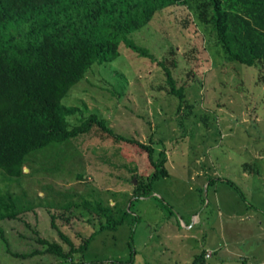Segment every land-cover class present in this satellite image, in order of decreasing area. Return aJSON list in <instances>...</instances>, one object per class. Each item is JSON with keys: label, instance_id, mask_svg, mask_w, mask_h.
<instances>
[{"label": "rangeland", "instance_id": "1", "mask_svg": "<svg viewBox=\"0 0 264 264\" xmlns=\"http://www.w3.org/2000/svg\"><path fill=\"white\" fill-rule=\"evenodd\" d=\"M187 18L183 6L159 13L131 35L157 61L123 44L120 57L97 65L63 102L81 108L68 118L71 125L96 114L117 134L153 146L156 159L165 152L168 176L152 181L156 169L146 152L137 144L103 138L96 128L33 152L23 177L0 170V192H9L22 211L20 219L0 222L8 244L0 237V264H61L65 260L48 253L26 259L13 254L43 250L40 237L69 251L70 245L52 227V215L79 248L100 228V218L106 219L95 211L97 205L124 222L116 230L98 232L86 250L74 254L76 264H193L194 256L183 263L173 247L164 245L171 229L191 224L193 216L202 225L195 226L191 234L197 236L189 244L200 249L204 241L224 243L206 264H264L259 223L264 226V219L241 222L237 217V233L222 236L227 213L219 214L214 199L217 190L223 209L242 212L247 203L256 213L264 210V161L253 160L264 156V88L255 83V69L221 61L214 39L186 26ZM159 61L172 70L177 86L185 88L184 101L170 93ZM242 111L248 123L240 122ZM244 171H252L249 179ZM137 177L148 185V196L134 197Z\"/></svg>", "mask_w": 264, "mask_h": 264}, {"label": "trees", "instance_id": "2", "mask_svg": "<svg viewBox=\"0 0 264 264\" xmlns=\"http://www.w3.org/2000/svg\"><path fill=\"white\" fill-rule=\"evenodd\" d=\"M180 6L188 11L186 26L202 29L214 39L221 61L255 69V83L264 88V0H0V170L21 178L33 152L96 128L104 133L103 138L137 144L146 152L156 169L152 181L167 177L165 152L156 159L153 146L117 134L109 121L96 114L71 125L68 118L81 108L63 102L97 65L120 57L123 44L139 56L157 61L131 35L147 27L159 13ZM158 63L170 93L184 101L185 88L177 86L166 62ZM171 63L176 65L175 60ZM137 180L134 197L148 196L146 182ZM97 206L95 211L106 217V223L100 218V228L79 248L62 233L52 215V227L70 250L40 237L43 250L13 255L26 259L48 253L65 260L61 264H76L74 254L86 250L98 232L116 230L124 222L115 219L111 209ZM21 213L14 197L0 192V222L20 219ZM0 237L7 244L1 225ZM193 264H206V253L197 255Z\"/></svg>", "mask_w": 264, "mask_h": 264}, {"label": "crops", "instance_id": "3", "mask_svg": "<svg viewBox=\"0 0 264 264\" xmlns=\"http://www.w3.org/2000/svg\"><path fill=\"white\" fill-rule=\"evenodd\" d=\"M243 112V115L241 114V117H243V119L240 121L242 123H248V119L246 118L247 117V113L245 111H242ZM230 119H232V115H230ZM258 119V118H257ZM232 125V122H229L227 123V126L230 127ZM253 160H256V162H261V161H264V156H258V159L257 158H253ZM250 172L252 171H244L243 172V176L244 178H247L249 179L248 177L251 176L250 175ZM227 183V181H226ZM263 183H264V179H263ZM217 190H215V195H214V199L216 200L217 202V206L219 207V214H221L222 210H226V213H227V217L225 219V221L227 222H224V224H226V226L221 227L220 228V232L222 234V236H228L229 235H232V234H236L237 233V230L239 226H237V224H233V220L235 218L238 217L239 220H241V222H243L245 219H248V220H253V219H256L258 222L259 220L263 218L264 216V210H261L259 211V213L257 212H254L253 210V207L250 205V204H247L246 203V207L242 205V212H237V211H234V209H231V210H227V209H223V206L221 205V203H218V198H217ZM224 202H227L226 206L228 205L229 201L226 200ZM247 202V201H246ZM225 208V207H224ZM223 214V212H222ZM224 215V214H223ZM260 225H261V230L264 231V226H263V221L262 222H259ZM198 225H202L201 222H199V218L198 216H193V221H191V224H187L186 222H183V227H176L177 229H171V233L173 235H167V237H165V241L166 243H164V245L168 246L170 245V247H173L175 249V257L176 258H180L179 261H181L182 259L184 260L183 263H187V259L189 258H194L199 255L200 253H207L208 252H212V255L210 258H207L206 257V260L207 259H211L213 257V255L219 251L218 249L222 248L223 247V244L221 241H216V242H212L210 241L209 245L207 244L208 242L207 241H204L202 243V246L198 247L197 244L195 243H192V244H189V240L192 239H196V236L197 234L194 233V234H191L193 229L195 228V226H198ZM203 227V226H202ZM241 228V226H240ZM181 229H185L186 231H190V232H182L183 230ZM224 233V235H223ZM196 234V235H195ZM227 238L223 239V242L224 240H226ZM170 240H174L171 244H169V241ZM227 244V241H225V245ZM195 245V246H193ZM228 252V251H227ZM154 254L152 253L151 254V258L153 259L154 258ZM156 264H159V262L157 261Z\"/></svg>", "mask_w": 264, "mask_h": 264}, {"label": "built area", "instance_id": "4", "mask_svg": "<svg viewBox=\"0 0 264 264\" xmlns=\"http://www.w3.org/2000/svg\"><path fill=\"white\" fill-rule=\"evenodd\" d=\"M211 255H212V252H208L207 255H206V257H207V258H210Z\"/></svg>", "mask_w": 264, "mask_h": 264}, {"label": "water", "instance_id": "5", "mask_svg": "<svg viewBox=\"0 0 264 264\" xmlns=\"http://www.w3.org/2000/svg\"><path fill=\"white\" fill-rule=\"evenodd\" d=\"M137 183V181H135Z\"/></svg>", "mask_w": 264, "mask_h": 264}]
</instances>
